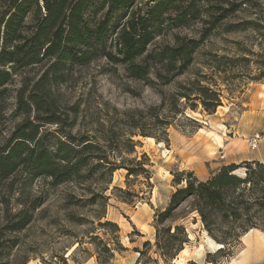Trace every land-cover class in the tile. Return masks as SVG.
<instances>
[{
    "label": "rangeland",
    "instance_id": "rangeland-1",
    "mask_svg": "<svg viewBox=\"0 0 264 264\" xmlns=\"http://www.w3.org/2000/svg\"><path fill=\"white\" fill-rule=\"evenodd\" d=\"M152 4L139 0L137 7L145 10ZM176 5L179 10L165 18L147 47L144 56L150 54V58L136 61L147 64L146 77H132L127 64L105 57L75 65L51 87L56 111L67 127L74 117L70 107L77 106L72 133L88 129L100 134L99 130L105 132L122 119L124 111H145L158 105L163 94H171L194 79L217 90L221 105L212 113L204 111L199 103L195 109L187 107L183 116L168 126L167 142L134 135L132 139L138 142L134 152L115 158L119 162L122 157H146L147 175L128 177L125 169H118L110 183L96 186L94 177L54 183L50 177L32 176L19 166L0 180V264H177L174 260L178 256L184 264H226L232 258L240 259L237 264H264V244L251 243L243 253L248 244L244 235L221 251L205 247L198 254L208 233L190 200L184 201L171 219L156 223V215L168 206L171 194L184 184L189 173L205 181L222 167L214 170L218 161L240 156L264 164V138L257 150L249 147L251 137L264 136V0H178ZM107 9L96 1L90 16L98 20ZM182 11L186 14L181 15ZM125 13L124 9L109 13L107 45L113 27L124 21ZM190 41L196 42V48L191 62L179 74L181 60L170 69L164 66L166 60L156 55L180 44L189 47ZM45 68L38 65L18 70L2 90L0 150L25 117L17 107L18 90H32ZM36 115L32 111L31 118ZM39 115L40 119L46 117L45 113ZM37 123L42 134L57 126L43 120ZM201 128L219 135L222 146L211 141L210 147V139L198 133ZM45 139L49 147H55V133ZM109 159H113L111 153ZM235 172L243 177L245 167ZM102 179L108 181L109 177ZM102 186L107 187L102 191L108 196L105 209L88 202ZM105 221L115 223L117 228L99 225ZM176 226L186 233L187 241L181 249L185 250L164 257L156 245V233L161 239L169 235L179 239L183 230H176ZM225 230L223 227L221 232ZM250 235L252 238L255 233ZM105 244L111 255L104 250Z\"/></svg>",
    "mask_w": 264,
    "mask_h": 264
},
{
    "label": "trees",
    "instance_id": "trees-1",
    "mask_svg": "<svg viewBox=\"0 0 264 264\" xmlns=\"http://www.w3.org/2000/svg\"><path fill=\"white\" fill-rule=\"evenodd\" d=\"M96 1H99V7L108 9L94 21L90 10ZM138 1L0 0V94L18 70L38 65L46 67L32 90L27 93L22 87L17 92V107L25 117L0 150V180L7 178L19 166L27 169L32 176L50 177L54 183L79 182L94 177L96 186L110 183L113 172L118 169H125L128 177L147 175L146 157L140 160L122 157L119 162L115 158L118 154L134 152L138 143L132 139L134 135L167 142L168 126L173 119L183 116L187 107L195 109L199 103L204 111L212 113L221 105L217 90L194 79L180 85L171 94H163L158 105L145 111H124L122 119L110 125L105 132L99 130L100 134L88 129L72 133L77 106L70 107L74 117L66 123L67 127L63 126L65 120L56 111L51 87L62 81L65 73L75 65L105 57L109 61L127 64L132 77L148 75L147 64L136 61L150 58V54L144 56L147 47L163 27L165 18L172 11L179 10L176 5L178 0H150L153 4L145 10L137 7ZM113 9H124L125 19L113 27V35L107 45L108 15ZM185 14V11L181 12V15ZM190 42L192 45L189 47L180 44L156 55L163 62L166 60L164 66L170 69L181 60V67L176 73L179 74L192 60L196 42ZM32 111L37 113L33 118ZM39 113H45L46 117L40 119ZM38 120L57 126L53 130L46 129L42 134ZM52 133H55V147H49L45 139ZM110 153L112 160L109 159ZM240 167H245L243 177L234 173ZM102 177L109 179L103 181ZM183 181L184 184L171 194L168 206L156 215V223L162 224L171 219L176 209L190 200L192 210L199 215L208 235L223 245L218 251L234 243L250 229L264 232V164L256 160L243 161L239 165L222 166L205 181L192 177L191 173ZM106 189L101 188L88 202L105 209L108 196L102 191ZM99 225L117 228L110 221ZM223 227L226 230L221 232ZM175 228L183 230L179 239L177 235L161 239L156 233V245L164 257L177 255L187 241L184 228ZM169 231L170 228L166 233ZM103 248L111 255L107 244Z\"/></svg>",
    "mask_w": 264,
    "mask_h": 264
},
{
    "label": "bare ground",
    "instance_id": "bare-ground-1",
    "mask_svg": "<svg viewBox=\"0 0 264 264\" xmlns=\"http://www.w3.org/2000/svg\"><path fill=\"white\" fill-rule=\"evenodd\" d=\"M264 85V84H263ZM198 133H199V135H202L203 136V139H210V144H208L210 147H213V146H211L212 144V142H215V145H219V146H221L222 145V140H221V137L219 136V135H217L216 133H214V132H212V131H205L204 129H199L198 130ZM148 139H152L151 137H148ZM212 141V142H211ZM209 151V150H208ZM215 152L214 151H212V149H211V151H210V154H214ZM234 173H236V172H234ZM255 230V235H254V237L257 239V240H259V241H261V242H263L264 243V233H261L258 229H250L248 232H246L245 234H244V237H247V242H248V246L250 245V241H251V237L249 238V236H250V233L251 232H253ZM204 233H205V231H204ZM253 237V236H252ZM206 240H205V243L204 244H201L200 246H199V248L197 249V253L199 254L201 251H202V249L203 248H207L208 250H210V251H217L218 249H220L221 247H223V245L222 244H220V243H217V242H215L212 238H210L208 235H206V238H205ZM249 239H250V241H249ZM250 247V246H249ZM185 249H183V250H181V252L180 253H182L183 251H184ZM246 251H247V249L246 250H244L243 251V253H246ZM177 264H184L183 263V259H182V257L181 256H178V258L177 259H175L174 260ZM240 261V259L238 260V261H235V259L233 258L232 260H231V262H230V264H237L238 262Z\"/></svg>",
    "mask_w": 264,
    "mask_h": 264
},
{
    "label": "crops",
    "instance_id": "crops-1",
    "mask_svg": "<svg viewBox=\"0 0 264 264\" xmlns=\"http://www.w3.org/2000/svg\"><path fill=\"white\" fill-rule=\"evenodd\" d=\"M222 146V145H221ZM221 146H219V147H221ZM229 159V161H225V160H221V161H218L217 163H216V165H215V167H214V170H217V169H219V167H221V166H223V165H226V164H228L229 162H240V161H251V160H254V158H252V157H247V156H240V157H238V158H228ZM201 175L204 177V175H205V172H204V170H201ZM208 176V174L206 175V177ZM260 231V230H259ZM253 232H255V230L253 231ZM253 232H251L250 234H252ZM261 233H263L262 231H260ZM253 236V235H252ZM250 237H251V235H250ZM249 237V238H250ZM245 238V237H244ZM254 238V239H253ZM251 239V241H250V245H251V243H254V244H259V245H261V244H264L263 242H261V241H259V240H257L255 237H252V238H250ZM249 239V240H250ZM249 248V246L247 245V248L246 249H248ZM245 249V250H246ZM233 259V258H232ZM231 259V260H232ZM235 259V261H238L239 259H237V258H234ZM226 264H230V262H227Z\"/></svg>",
    "mask_w": 264,
    "mask_h": 264
},
{
    "label": "built area",
    "instance_id": "built-area-1",
    "mask_svg": "<svg viewBox=\"0 0 264 264\" xmlns=\"http://www.w3.org/2000/svg\"><path fill=\"white\" fill-rule=\"evenodd\" d=\"M262 138H264V136L262 137V136H259L258 134L251 137V139L249 140L250 149L257 150Z\"/></svg>",
    "mask_w": 264,
    "mask_h": 264
},
{
    "label": "water",
    "instance_id": "water-1",
    "mask_svg": "<svg viewBox=\"0 0 264 264\" xmlns=\"http://www.w3.org/2000/svg\"><path fill=\"white\" fill-rule=\"evenodd\" d=\"M222 248V247H221Z\"/></svg>",
    "mask_w": 264,
    "mask_h": 264
}]
</instances>
